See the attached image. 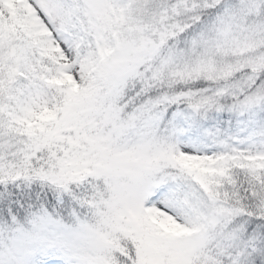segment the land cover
Returning a JSON list of instances; mask_svg holds the SVG:
<instances>
[{"label":"snow or ice","instance_id":"snow-or-ice-1","mask_svg":"<svg viewBox=\"0 0 264 264\" xmlns=\"http://www.w3.org/2000/svg\"><path fill=\"white\" fill-rule=\"evenodd\" d=\"M0 264H264V0H0Z\"/></svg>","mask_w":264,"mask_h":264}]
</instances>
